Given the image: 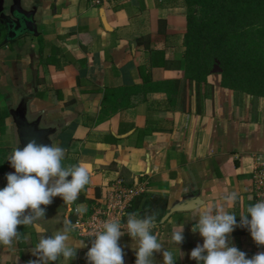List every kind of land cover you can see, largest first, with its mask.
I'll return each instance as SVG.
<instances>
[{"label": "crops", "instance_id": "0c3cea01", "mask_svg": "<svg viewBox=\"0 0 264 264\" xmlns=\"http://www.w3.org/2000/svg\"><path fill=\"white\" fill-rule=\"evenodd\" d=\"M17 14L34 22L35 33L6 43L5 19ZM186 31L182 0H109L102 7L88 0H0V147L9 157L20 145L13 119L23 113L54 131L53 144L65 150L64 166L87 169L89 183L78 197L92 203L118 179H146V192L130 213L156 216L152 231L164 248L154 252V264H163L164 249L173 251L175 264H197L190 258L203 244L192 232L202 210L196 204L222 206L239 224L256 203L254 173L264 163V98L224 88L218 73L209 75L207 85L186 81ZM148 80H180L186 89L174 105ZM7 162L0 189L15 171ZM231 192L238 194L235 203L224 200ZM153 198L166 206L151 210ZM86 204L56 196L41 205L45 219L19 225L22 238L11 247L0 245V264L37 259L32 249L40 238L61 227L57 220L72 222V208ZM176 224L184 225L177 248L171 240ZM229 239L248 258L264 252L247 228L236 227ZM92 240L70 233L71 245L83 241L87 247L77 248L68 264H88ZM118 243L124 264H135L133 238L125 231Z\"/></svg>", "mask_w": 264, "mask_h": 264}, {"label": "clouds", "instance_id": "9594fccd", "mask_svg": "<svg viewBox=\"0 0 264 264\" xmlns=\"http://www.w3.org/2000/svg\"><path fill=\"white\" fill-rule=\"evenodd\" d=\"M64 157L63 148L38 144L35 139L22 149L13 150L7 160L15 171L6 174L7 185L0 189V245L11 247L14 241L22 238V233L17 230L19 225L32 226L45 219L46 209L41 205H50L54 197L60 196L65 203L78 199L80 191L89 183V173L79 164L64 166ZM224 200L235 203L238 194L231 192ZM196 208L202 210L198 211L192 232L200 234L203 244H197L191 250L190 258L197 264H264V252L248 258L229 239L236 227H244L257 245H264V199L248 206L246 213L240 215L239 224L237 215L224 211L222 206L206 207L198 202ZM76 211L80 214L85 210L78 208ZM56 223L61 227L40 238L32 249L37 259L29 260L27 264H50L61 258L68 264L76 257L77 248L87 247L83 241L80 247L69 243L70 233L75 231L70 220H57ZM155 226V215L141 217L137 213L127 214L126 226L118 219L103 222L102 228L91 236L95 239L86 253L88 264H124L125 253L118 242L125 231L135 241V264H154V252L164 248L152 231ZM183 233L184 225L173 227L171 240L175 247L183 243ZM162 255L163 264H175L172 250L164 249Z\"/></svg>", "mask_w": 264, "mask_h": 264}, {"label": "trees", "instance_id": "16d2710c", "mask_svg": "<svg viewBox=\"0 0 264 264\" xmlns=\"http://www.w3.org/2000/svg\"><path fill=\"white\" fill-rule=\"evenodd\" d=\"M182 1L187 19L183 42L185 80L199 87L207 85L209 75L218 73L224 88L264 98V0ZM151 85L152 90L166 92L171 104L186 89L180 80ZM9 153L0 147V174L8 169ZM78 201L91 202L84 196ZM155 205L165 207L166 200L153 198L151 210Z\"/></svg>", "mask_w": 264, "mask_h": 264}, {"label": "built area", "instance_id": "2783aa9c", "mask_svg": "<svg viewBox=\"0 0 264 264\" xmlns=\"http://www.w3.org/2000/svg\"><path fill=\"white\" fill-rule=\"evenodd\" d=\"M92 6L102 7L109 0H88ZM256 183V202L264 199V163L254 173ZM147 180L140 179L134 182H127L123 179L116 180L109 185L107 190L94 202L86 204L85 211L78 214L79 207L72 208L74 214L72 221L75 231L80 238H90L95 231L102 228L103 222L118 219L122 226H126L127 214L134 206L137 198L145 194ZM80 209V208H79Z\"/></svg>", "mask_w": 264, "mask_h": 264}, {"label": "water", "instance_id": "95a60500", "mask_svg": "<svg viewBox=\"0 0 264 264\" xmlns=\"http://www.w3.org/2000/svg\"><path fill=\"white\" fill-rule=\"evenodd\" d=\"M5 22L8 27L6 43L20 35L34 34L36 30L34 22L25 14H17L14 19L6 17ZM13 120L20 141L17 148L22 149L32 139H35L38 144L51 145L54 143V131L51 128L42 127L39 121H32L23 113L15 115ZM67 179L70 180L71 177Z\"/></svg>", "mask_w": 264, "mask_h": 264}]
</instances>
